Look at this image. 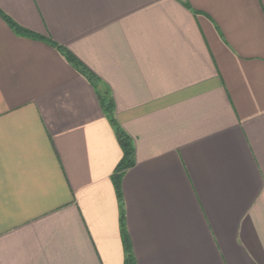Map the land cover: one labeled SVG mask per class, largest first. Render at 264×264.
<instances>
[{"label": "crops", "instance_id": "0c3cea01", "mask_svg": "<svg viewBox=\"0 0 264 264\" xmlns=\"http://www.w3.org/2000/svg\"><path fill=\"white\" fill-rule=\"evenodd\" d=\"M56 45L135 264H264V0H0V264H124Z\"/></svg>", "mask_w": 264, "mask_h": 264}, {"label": "trees", "instance_id": "16d2710c", "mask_svg": "<svg viewBox=\"0 0 264 264\" xmlns=\"http://www.w3.org/2000/svg\"><path fill=\"white\" fill-rule=\"evenodd\" d=\"M4 19L9 23V25L14 28L17 32L34 36L33 33L18 27L13 21H11L7 16L3 15ZM59 51L67 58V60L72 63L81 72L87 80L96 88V93L99 98L101 107L107 117L109 118L112 126L114 127L117 141L121 147L122 158L116 165L112 175L111 180L113 182L115 194L117 201L119 203V229L121 235V241L125 253L124 264H135L134 256L131 252V245L129 236L125 227L124 212L122 208V192H121V179L124 172L133 166L134 164V145L131 137L125 133L120 126L116 123L113 116V101L108 91L98 87V78L91 72L85 65H83L79 60H77L70 52L66 51L63 47L56 45Z\"/></svg>", "mask_w": 264, "mask_h": 264}]
</instances>
